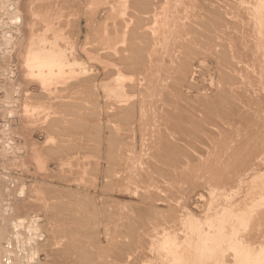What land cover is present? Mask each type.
<instances>
[{
	"label": "rangeland",
	"instance_id": "rangeland-1",
	"mask_svg": "<svg viewBox=\"0 0 264 264\" xmlns=\"http://www.w3.org/2000/svg\"><path fill=\"white\" fill-rule=\"evenodd\" d=\"M36 1L0 0V264H264V0Z\"/></svg>",
	"mask_w": 264,
	"mask_h": 264
},
{
	"label": "bare ground",
	"instance_id": "bare-ground-1",
	"mask_svg": "<svg viewBox=\"0 0 264 264\" xmlns=\"http://www.w3.org/2000/svg\"><path fill=\"white\" fill-rule=\"evenodd\" d=\"M28 1H29V0H28ZM35 1H36V0H35ZM38 1H39V0H38ZM42 1H43V0H42ZM45 1H46V0H45ZM45 1H44V2H45ZM54 1H56V0H54ZM260 1H261V0H260ZM18 2H19V1H18ZM22 2H23V1H22ZM36 3H37V1H36ZM36 3H35V4H36ZM39 3H41V2L39 1L38 4H39ZM51 3H52V2H51ZM54 3H55V2H54ZM22 4H23V3H22ZM24 4H26V2H25ZM27 4H28V3H27ZM43 4H44L43 6H45L46 3H43ZM55 4H56V3H55ZM55 4H54V5H55ZM39 5H40V4H39ZM39 5H38V7H40V9H42L41 6H39ZM49 5H51L50 2H49ZM52 5H53V4H52ZM54 5H53V7H54ZM21 6H22V5H21ZM26 6H28V5H26ZM26 6L24 7V9L26 8ZM32 6H33V5H32ZM57 6H58V4H57ZM34 7H36V6H34ZM34 7H33V8H34ZM47 7H48V6H47ZM51 7H52V6H51ZM55 7H56V6H55ZM28 8H30V7L28 6ZM36 8H37V7H36ZM48 8H49V7H48ZM26 9H27V8H26ZM40 9H39V10H40ZM57 9H58V8H57ZM20 10H21V9H20ZM32 10H33V9H32ZM37 10H38V9H37ZM43 10H44V9H43ZM46 10H47V8H46ZM54 10H56V9L53 8V12H54ZM237 10H238V9H237ZM26 11H27V10H26ZM29 11H30V9L28 10V14L30 15V12H29ZM41 11H42V10H41ZM44 11H45V10H44ZM47 11H48V10H47ZM50 11H51V10H50ZM58 11H59V9H58ZM234 11H235V10H234ZM18 12H20V11H18ZM18 12H17V13H18ZM23 12H25V10H24ZM23 12H22V13H23ZM17 13H15V14H17ZM26 13H27V12H26ZM32 13H33V12H31V14H32ZM40 13H41V12H40ZM45 13H46V12H45ZM54 13H55V12H54ZM87 13H88V12H87ZM233 13H234V12H233ZM246 13H247V12H246ZM248 13H249V12H248ZM253 13H254V12H253ZM34 14H35V13H34ZM42 14H43V13H42ZM58 14H59V13H58ZM249 14H250V13H249ZM17 15H18V14H17ZM24 15H25V14H24ZM26 15H27V14H26ZM26 15H25V18H28L29 15H28V17H27ZM32 15H33V14H32ZM32 15H31V16H32ZM35 15H36V14H35ZM44 15H45V14H44ZM44 15H43V17H41V18H44ZM49 15H50V13H49ZM258 15H259V14H258ZM14 16H16V15H14ZM18 16H19V15H18ZM18 16H17V17H18ZM37 16H38V15H37ZM54 16H55V15H52V17H54ZM239 16H240V15H239ZM20 17H21V16H20ZM49 17H50V16H49ZM49 17H48V18H49ZM22 18H23V17H21V18H16V20L14 21V25H15V23H16V25L19 24V26H20V24H21V22H22V20H23ZM29 18H30V17H29ZM32 18H33V17H32ZM37 18H40V17H37ZM37 18H36V20H38ZM54 18H55V17H54ZM54 18H53V19H54ZM53 19L50 18L51 21H49V23H50V22H51V23L54 22V20H55L56 18H55L54 20H53ZM220 19H221V18H220ZM232 19H233V18H232ZM241 19H242V18H241ZM28 20H29V19H28ZM52 20H53V21H52ZM23 21H25V20H23ZM29 21H32V20H29ZM40 21L42 22L43 20H40ZM40 21H39V23H40ZM46 21H47V20H46ZM249 21H250V20H249ZM249 21H248V22H249ZM25 22H26V21H25ZM35 22H36V21H35ZM35 22H33V24H35ZM56 22H57V21H56ZM56 22H55L54 25H56ZM220 22H221V21H220ZM260 22H261V21H260ZM37 23H38V22H37ZM43 23H45V21H44ZM41 24H42V23H41ZM52 24H53V23H52ZM61 24H62V23H61ZM61 24L58 23L57 25L59 26V25H61ZM249 24H251V23H249ZM263 24H264V23H263ZM16 25H15V26H16ZM22 25H23V23H22ZM26 25H27V26H26ZM47 25H48V24H47ZM47 25H45V27H46ZM62 25H63V24H62ZM254 25H255V24H254ZM25 26H26V28H27L26 31L29 32L28 34L30 35L31 40L33 41V43H32L33 45L31 44L30 41H29L30 43L28 42L31 46H33V47H31V46L28 44V45L30 46V48H32V49H30V52H31V50H34L33 54L35 53L37 56H38L39 54H43V53H45V51H44L43 49L39 50V49H38L39 47L37 48V47H36V44H34V37H33V32H32V31H34V30H32V27H33V26H32V23L29 22L28 24H25ZM40 26H41V25H40ZM58 26H57V27H58ZM35 27H36V26H35ZM35 27H34V28H35ZM50 27H51V26H50ZM50 27H49V28H50ZM53 27H54V26H53ZM53 27H52V28H53ZM249 27H250V26H249ZM26 28H25V29H26ZM58 28H59V27H58ZM241 28H242V27H241ZM15 29H18V28H15ZM22 29H24V28L22 27ZM40 29H41V28H40ZM46 29L48 30L47 27H46ZM55 29H56V28H55ZM62 29H63V28H62ZM198 29H199V28H198ZM234 29H235V28H234ZM239 29H240V28H239ZM255 29H256V28H255ZM263 29H264V28H262V30H263ZM41 30H43V29H41ZM56 30H57V29H56ZM258 30H259V29H258ZM16 31H17V30H16ZM39 31H40V30H38V32H39ZM51 31H52V30H51ZM51 31H50V32H51ZM57 31H58V30H57ZM242 31H243V30H242ZM249 31H250V30H249ZM44 32H46V31H44ZM44 32H43V33H44ZM58 32H61V31H60V28H59V31H58ZM226 32H227V31H226ZM235 32H236V31H235ZM18 33H19V32H18ZM23 33H24V32H23ZM26 33H27V32H26ZM43 33H42V35H43ZM46 33H47V32H46ZM53 33H54V30H53ZM53 33H50V34L53 35ZM247 33H249V32H247ZM258 33H259V32H258ZM38 34H40V33H38ZM38 34H37V35H38ZM61 34H62V33H60V35H61ZM93 34H94V33H93ZM233 34H234V33H233ZM25 35H27V34H25ZM45 35H46V34H45ZM47 35H48V33H47ZM52 35H51V36L49 35V36L53 39ZM55 35H56V34H54L53 36H55ZM104 35H105V34H104ZM39 36H40V35H39ZM49 36H48V39H50ZM222 36H223V35H222ZM225 36H226V35H225ZM235 36H236V35H235ZM235 36H234V37H235ZM255 36H256V35H255ZM41 37H43V36H41ZM41 37H40V38H41ZM46 37H47V36H46ZM57 37H58V35H57ZM62 37H63V36H62ZM106 37H107V36H106ZM234 37H233V38H234ZM26 38H28V37H26ZM54 38H55V37H54ZM65 38H66V37H65ZM102 38H103V37H102ZM228 38H230V36H229ZM244 38H245V37H244ZM23 39H24V38H23ZM41 39H42V38H41ZM41 39H40V40H41ZM55 39H56V38H55ZM58 39L60 40V38H58ZM58 39H57V40H58ZM103 39H104V38H103ZM250 39H251V38H250ZM45 40H46V39H45ZM226 40H227V39H226ZM229 40H232V38L229 39ZM233 40H234V39H233ZM24 41H25V40H24ZM36 41H37V40H36ZM38 41H39V40H38ZM41 41H42V40H41ZM46 41H47V40H46ZM61 41H62V40H61ZM99 41H100V40H99ZM219 41H220V40H219ZM250 41H251V40H250ZM25 42H26V41H25ZM39 42H40V41H39ZM39 42H38V43H39ZM49 42H51V41L49 40ZM97 42H98V41H97ZM229 42H230V41H229ZM251 42H252V41H251ZM21 43H22V42H21ZM43 43H44V42H43ZM46 43H47V42H46ZM60 43H62V42H60ZM219 43H220V42H219ZM219 43H218V44H219ZM242 43H243V42H242ZM252 43H253V42H252ZM255 43H256V42H255ZM260 43H261V42H260ZM24 44H25V43H24ZM233 44H234V43H233ZM243 44H244V43H243ZM257 44H258V43H257ZM261 44H262V43H261ZM19 45H20V44H19ZM53 45H54V44H53ZM241 45H242V44H241ZM248 45H249V44H248ZM258 45H260V44H258ZM258 45H257V47H258ZM37 46H38V45H37ZM44 46H45V44H44ZM46 46H47V45H46ZM49 46H50V45H49ZM58 47H59V46H58ZM58 47H57V48H58ZM228 47H229V46H228ZM242 47H243V45H242ZM248 47H250V45H249ZM251 47H252V46H251ZM257 47H256V48H257ZM261 47L264 48V46H260V49H261ZM94 48H95V47H94ZM243 48H244V47H243ZM263 48H262V50H263ZM24 49H25V48H24ZM55 49H56V48H55ZM222 49H223V48H222ZM229 49H230V48H229ZM236 49L238 50V48H236ZM245 49H246V48H245ZM251 49H252V48H251ZM21 50H22V49H21ZM27 51H29V50L27 49ZM245 51H246V50H245ZM245 51H244V52H245ZM247 51H248V49H247ZM250 51H251V50H250ZM50 52H51V51H50ZM54 52H55V50H54ZM242 52H243V51H242ZM242 52H241V53H242ZM22 53L24 54V52H22ZM120 53H121V52H120ZM255 53H256V52H255ZM258 53H259V52H258ZM26 54H27V53H26ZM57 54H58V53H57ZM243 54H244V53H243ZM54 55H55V54H54ZM114 55H115V54H114ZM234 55H235V54H234ZM245 55H246V54H245ZM253 56H254V55H253ZM18 57H19V56H18ZM20 57H21V56H20ZM20 57H19V58H20ZM27 57H29V56L27 55ZM27 57H26V58H27ZM33 57L35 58L36 56H33ZM33 57H32V58H33ZM44 57H46V56H44ZM47 57H48V56H47ZM55 57H56V56H55ZM251 57H252V56H251ZM258 57H259V56H258ZM258 57H257V58H258ZM261 57H262V56H261ZM21 58H22V57H21ZM26 58H25V59H26ZM41 58H43V57H41ZM61 58H62V57H61ZM222 58H224V57H222ZM28 59H29V58H28ZM30 59H31V57H30ZM30 59H29V60H30ZM37 59H38V58H36V60H37ZM50 59H51V58H50ZM50 59L48 58L47 60H50ZM59 59H60V58H59ZM217 59H218V58H217ZM224 59H225V58H224ZM230 59H231V58H230ZM259 59H261V58L259 57ZM32 60H33V59H32ZM32 60H30V62H31ZM34 60H35V59H34ZM38 60H39V59H38ZM38 60H37V61H38ZM119 60H120V59H119ZM219 60H220V59H219ZM241 60H242V59H241ZM246 60H247V59H246ZM261 60H262V59H261ZM19 61H20V60H19ZM26 61H27V60H26ZM37 61H36V62H37ZM62 61H63V60H62ZM233 61H234V60H233ZM236 61H237V60H236ZM247 61H248V60H247ZM249 61H250V60H249ZM262 61H263V60H262ZM24 62H25V61H24ZM38 62H39V61H38ZM43 62H44V60H43ZM251 62H252V61H251ZM253 62H254V61H253ZM256 62H257V60H256ZM25 63H27V62H25ZM28 63H29V62H28ZM48 63H49V61H48ZM57 63H58V62H57ZM63 63H64V62H63ZM218 63H220V62H218ZM223 63H224V62H223ZM233 63H234V62H233ZM233 63H232V65H234ZM235 63H236V62H235ZM242 63H243V62H242ZM254 63H255V62H254ZM29 64H30V63H29ZM32 64H33V63H32ZM39 64H40L41 67H42V62L39 63ZM39 64H38V65H39ZM50 64H51V61H50ZM227 64H228V63H227ZM227 64H226V65H227ZM259 64L261 65V63H259ZM27 65H28V64H27ZM38 65H37V67H38ZM219 65H220V64H219ZM223 65H224V64H223ZM246 65H247V63H246ZM248 65H249V63H248ZM248 65H247V66H248ZM31 66H32V65H31ZM34 66H35V65H34ZM250 66H251V65H250ZM26 67H27V66H26ZM28 67H30V66H28ZM28 67H27V69H28ZM43 67H45L44 70H46V65H45V66L43 65ZM48 67H49V65H48ZM50 67H51V66H50ZM251 67H252V66H251ZM247 68H249V67H247ZM260 68H262V67H260ZM30 69H31V68H30ZM32 69H33V68H32ZM35 69H36V67H35L33 70H35ZM49 69H50V68H49ZM38 70H39V69H37V71H38ZM227 70H228V69H227ZM241 70H242V69H241ZM249 70H251V69H249ZM261 70H262V69H261ZM21 71H22V70H21ZM25 71H26V70H25ZM27 71H28V70H27ZM35 71H36V70H35ZM47 71H48V69H47ZM243 71H244V70H243ZM31 72H33V71L31 70ZM39 72H40V71H39ZM41 72H42V71H41ZM244 72H245V71H244ZM35 73H37V72H35ZM42 73H43V72H42ZM42 73H41V74H42ZM229 73H230V72H229ZM237 73H239V72H237ZM263 73H264V72H263ZM30 74H31V73H30ZM253 74H254V73H253ZM31 75H32V74H31ZM39 75H40V74H39ZM46 75H47V74H46ZM48 75H49V74H48ZM48 75H47V76H48ZM234 75H235V74H234ZM236 75H237V74H236ZM28 76H29V74H28ZM47 76H46V77H47ZM258 76H259V74H258ZM30 77H31V76H30ZM237 77H238V76H237ZM253 77H255V76H253ZM44 78H45V77H44ZM40 79H41V78H40ZM42 79H43V78H42ZM244 80H245V79H244ZM249 80H250V79H249ZM46 81H47V80H46ZM156 81H157V80H156ZM156 81H155V82H156ZM157 82H158V81H157ZM245 82H246L247 84H249V82H247V81H245ZM234 83H235V82H234ZM241 83H242V82H241ZM48 85H49V84H48ZM240 86H241V85H240ZM47 87H48V86H47ZM234 87H235V86H234ZM247 87H248V86H247ZM263 87H264V86H263ZM43 88H44V87H43ZM45 88H46V86H45ZM243 88H244V87H243ZM254 88H255V87H254ZM259 88H260V87H259ZM119 89H120V88H119ZM250 89H251V88H250ZM250 89H249V90H250ZM263 89H264V88H263ZM231 90H232V89H231ZM241 91H242V90H241ZM241 91H240V92H241ZM247 91H248V90H247ZM250 91H251V90H250ZM43 92H44V91H43ZM219 92H220V91H219ZM242 92H243V91H242ZM259 92H260V91H259ZM23 93H24V92H23ZM44 93H45V92H44ZM44 93H43V94H44ZM236 93H237V92H236ZM238 93H239V92H238ZM220 94H221V95H226V93H225V94H222L221 92H220ZM239 94H240V93H239ZM252 94H253V92H252ZM257 94H258V93H257ZM257 94H256V95H257ZM228 95H229V94H228ZM242 96H243V95H242ZM246 96H247V95H246ZM253 96H255V95H253ZM225 97H226V96H225ZM225 97H224V98H225ZM228 97H229V96H228ZM226 98H227V97H226ZM235 98H236V97H235ZM250 98H251V96H250ZM222 99H223V98H222ZM248 99H249V98H248ZM252 99H253V97H252ZM225 100H226V99H225ZM236 100H237V99H236ZM249 100H250V99H249ZM241 101H242V100H241ZM262 101H263V100H262ZM243 102H244V101H243ZM250 103H251V102H250ZM257 103H258V102H257ZM211 104H212V103H211ZM258 104H260V103H258ZM216 105H217V104H216ZM223 105H224V104H223ZM254 105H255V104H254ZM236 106H237V105H236ZM241 106H242V105H241ZM257 106H258V105H257ZM222 107H223V106H222ZM237 107H238V106H237ZM241 108H242V107H241ZM241 108H240V109H241ZM243 108H244V107H243ZM249 108H250V107H249ZM251 108H252V107H251ZM240 109H239V110H240ZM243 110H244V109H243ZM254 110H255V109H254ZM223 113H224V112H223ZM223 113H221V114L223 115ZM243 113H244V112H243ZM255 113H256V112H255ZM229 115H231V114H229ZM254 115H255V114H254ZM241 116H242V115H241ZM256 116H257V115H256ZM225 117H226V116H225ZM239 117H240V116H239ZM237 118H238V117H237ZM242 118H243V116H242ZM251 118H252V117H251ZM263 118H264V117H263ZM239 119H240V118H239ZM246 119H247V118H246ZM246 119H245V121H246ZM250 120H251V119H250ZM254 120H255V119H254ZM25 121H26V120H25ZM252 121H253V120H252ZM250 122H251V121H250ZM256 122H257V121H256ZM245 123H246V122H245ZM247 123H248V121H247ZM242 124H243V123H242ZM258 124H259V123H258ZM22 125H23V124H22ZM243 125H244V124H243ZM246 125H247V124H246ZM259 125H260V124H259ZM261 125H262V124H261ZM239 126H240V125H239ZM256 126H257V124H256ZM22 127H23V126H22ZM22 127H21V128H22ZM227 127H228V126H227ZM230 127H231V126H230ZM249 127H251V126H249ZM249 127H248V128H249ZM257 127H258V126H257ZM263 127H264V126H263ZM252 128H253V127H252ZM260 128H261V127H260ZM233 129H234V128H233ZM246 129H247V128H246ZM246 129H245V130H246ZM249 130H250V128H249ZM238 131H239V130H238ZM219 132H220V131H219ZM229 132L231 133V130H230ZM229 132H228V133H229ZM258 132H259V131H258ZM217 133H218V132H217ZM220 133H221V132H220ZM228 133H227V134H228ZM249 133H250V131H249ZM262 133L264 134V132H262ZM209 134H210V133H209ZM214 134H215V133H214ZM222 134H224V133H222ZM227 134H225V136H226ZM253 134H254V133H253ZM258 134H261V132L258 133ZM258 134H257V135H258ZM207 135H208V134H207ZM212 135H213V134H212ZM229 135H230V134H229ZM235 135H237V134H235ZM241 135H242V134H241ZM220 136H221V135H220ZM259 136H261V135H259ZM207 137H208V136H207ZM211 137H212V136H211ZM232 137H233V136H231V138H232ZM237 137H239V136H237ZM233 138H234V137H233ZM208 139H210V138H208ZM227 139H228V138H227ZM211 140H212V139H211ZM229 140H230V139H229ZM233 140H234V139H233ZM235 140H237V139H235ZM235 140H234V141H235ZM215 141H216V140H215ZM239 141H240V140H239ZM254 141H255V140H254ZM213 142H214V141H213ZM244 142H247V141L245 140ZM209 143H210V142H209ZM211 143H212V142H211ZM218 143H219V142H218ZM220 143H221V142H220ZM236 143H237V142H236ZM241 143H242V142H241ZM257 143H258V142H257ZM213 144H214V143H213ZM224 144H225V143H224ZM237 144H238V143H237ZM245 144H246V143H245ZM217 145H218V144H217ZM217 145H216V146H217ZM234 145H235V144H234ZM240 145H241V144H240ZM223 146H224V145H223ZM235 146H236V145H235ZM245 146H246V145H245ZM219 147H220V146H219ZM225 147H226V146H225ZM233 147H234V146H233ZM217 148H218V147H217ZM234 148H235V147H234ZM251 148H252V147H251ZM219 149H220V148H219ZM221 149H222V148H221ZM227 149H228V147H227ZM230 149H231V148H230ZM212 150H213V149H212ZM224 150H225V149H224ZM238 150H239V149H238ZM258 150H259V148H258ZM263 150H264V149H263ZM227 152H228V151H227ZM262 152H263V151H262ZM208 153H209V152H208ZM249 153H250V152H249ZM258 153H261V152L259 151ZM210 154H211V153H210ZM220 154H221V153H220ZM228 154H229V152H228ZM207 155H208V154H207ZM207 155H206V156H207ZM214 155H215V154H214ZM229 155H230V154H229ZM232 155H233V154H232ZM237 155H238V154H237ZM261 155H262V154H261ZM206 156H205V159H207ZM224 156H225V155H224ZM239 156H240V155H239ZM257 156H258V154H257ZM222 157H223V156H222ZM259 157H260V156H259ZM232 158H233V157H232ZM235 158H236V156H235ZM251 158H252V157H250V159H251ZM205 159H204V160H205ZM209 159H210V158H209ZM212 159H213V158H212ZM233 159H234V158H233ZM250 159H249V161H250ZM214 160H215V159H214ZM227 160H228V159H227ZM234 160H235V159H234ZM241 160H242V159H241ZM225 161H226V160H225ZM245 161H246V160H245ZM204 162H206V160H205ZM233 162H234V161H233ZM247 162H248V161H247ZM250 162H251V161H250ZM250 162H249V163H250ZM260 162H261V161H260ZM260 162H259V163H260ZM201 163H202V162H201ZM212 163H213V162H212ZM253 163H254V162H253ZM253 163H251V164L253 165ZM202 164H203V163H202ZM214 164H216V163H214ZM243 164H244V162H243ZM251 164H250V166H251ZM212 165H213V164H212ZM239 165H240V163H239ZM245 165H248V164L246 163ZM236 166H237V164H236ZM240 166H241V165H240ZM199 167H200V166H199ZM199 167H198V168H199ZM202 167H203V165H202ZM203 169H204V168H203ZM203 169H202V170H203ZM200 170H201V168H200ZM243 170H244V169H243ZM191 171H192V170H191ZM206 171H207V170H206ZM209 171H210V170H209ZM224 171H225V170H224ZM229 171H230V170H229ZM198 172H199V171H198ZM203 172H204V171H203ZM211 172H212V171H211ZM192 173H193V172H192ZM196 173H197V172H196ZM209 173H210V172H209ZM203 174H204V173H203ZM206 174H207V173H206ZM213 174H214V173H213ZM218 174H219V173H218ZM238 174H239V173H238ZM207 175H208V174H207ZM210 175H211V174H210ZM230 175H231V174H230ZM233 175H234V174H233ZM243 175H244V174H243ZM205 176H206V175H205ZM235 176H236V175H235ZM245 176H246V175H245ZM223 178H224V177H223ZM239 178H240V177H239ZM206 179H207V178H206ZM216 179H217V178H216ZM220 180H221V179H220ZM209 181H210V180H209ZM222 181H223V180H222ZM222 181H221V182H222ZM235 181H236V180H235ZM237 181H238V180H237ZM216 182H217V181H216ZM218 182H219V181H218ZM225 182H226V181H225ZM225 182H224V184H225ZM204 183H205V182H204ZM222 183H223V182H222ZM218 184H219V183H218ZM234 184H235V183H234ZM238 184H239V183H238ZM238 184H237V185H238ZM214 185H215V184H214ZM204 187H205V186H204ZM210 187H211V186H210ZM206 188H207V187H206ZM242 188H243V187H242ZM209 191H210V190H209ZM212 193H213V192H212ZM245 198H246V197H245ZM252 202H253V201H252ZM251 207H252V206H251ZM249 209H250V208H249ZM249 209H248V210H249ZM255 214H256V213H255ZM242 216H243V215H242ZM246 216H247V215H246ZM258 218H259V217H258ZM241 219H242V218H241ZM244 219H245V218H244ZM238 221H239V220H238ZM244 221H246V220H243V222H242L243 224L245 223ZM258 223H259V221H258ZM240 225H241V224H240ZM240 225H239V226H240ZM244 225H245V224H244ZM244 225H243V226H244ZM247 229H248V228H247ZM224 230H225V229H224ZM250 230H251V229H250ZM253 233H254V232H253ZM262 234H263V233H262ZM233 235H234V234H233ZM256 235H257V234H256ZM231 236H232V235H231ZM240 236H241V235H240ZM254 237H255V236H254ZM248 238H249V237H248ZM241 240H242V238H241ZM235 241H236V240H235ZM243 241H244V240H243ZM261 241H262V240H261ZM253 242H254V241H253ZM255 242H256V241H255ZM255 242H254V243H255ZM230 243H231V242H230ZM236 244H237L236 247H239L238 243H236ZM236 244H234V246H235ZM239 244H241V243H239ZM252 244H253V243H252ZM258 244H259V243H258ZM229 245H230V244H229ZM231 245H232V244H231ZM177 246H178V245H177ZM206 246H207V245H206ZM241 246H242V245H241ZM242 247H243V246H242ZM169 248H170V247H169ZM234 248H235V247H234ZM234 248H233V249H234ZM246 248H249V247H246ZM250 248H251V247H250ZM238 249H240V248H238ZM241 249H242V248H241ZM163 250H164V249H163ZM170 250H171V249H169V251H170ZM251 250H252V249H250V252H252V253H253V251H255V250H253V251H251ZM165 251H166V253H167V249H166ZM237 251H238V250H237ZM260 251H262V250H259L258 253H260ZM230 252H231L232 257L234 258L233 255H235V254L232 253V252H233L232 250H230ZM235 252H236V250H235ZM235 252H234V253H235ZM239 252H241V250H240ZM246 252H248V251H246ZM255 252H256V251H255ZM255 252H254V253H255ZM227 253H228V255H229V250L227 251ZM227 253H226V255H227ZM252 253H251V254H252ZM254 253H253L252 255H255ZM237 254H238V253H237ZM241 254H242V253H241ZM256 254H257V253H256ZM226 255H225V256H226ZM244 255H246V253H243V257H244ZM229 256H230V255H229ZM255 256H256V255H255ZM235 257H236V258H237V257L239 258V256H237V255H236ZM241 257H242V255H241ZM243 257H242V258H243ZM236 258H234V259H236ZM257 258H258V257H257ZM261 258H262V257H261ZM244 259H245V257H244ZM244 259H243V260H244ZM246 259L248 260L247 257H246ZM258 259H259V258H258ZM218 260H220V259H218ZM221 260H222V258H221ZM243 260H242V261H243ZM215 261H216V260H215ZM222 261H223V260H222ZM242 261H240V258H239V261H238L239 264H241ZM217 262H218V261H217ZM219 262H221V261H219ZM248 262H250V261L248 260ZM251 262H252V261H251ZM251 262H250V263H247V264H251ZM261 262H262V261H261ZM213 263H216V262H213ZM236 263H237V261H236ZM219 264H222V262L219 263ZM224 264H225V262H224ZM232 264H233V263H232ZM234 264H235V263H234ZM242 264H243V262H242ZM244 264H245V263H244ZM253 264H254V263H253ZM255 264H256V263H255Z\"/></svg>",
	"mask_w": 264,
	"mask_h": 264
},
{
	"label": "crops",
	"instance_id": "crops-1",
	"mask_svg": "<svg viewBox=\"0 0 264 264\" xmlns=\"http://www.w3.org/2000/svg\"><path fill=\"white\" fill-rule=\"evenodd\" d=\"M12 176L13 177H16V173L15 172H12ZM10 189V188H9ZM8 193H10L11 194V191H7ZM12 197H13V194L10 196V199H12ZM9 209V213H11L10 212V208H8Z\"/></svg>",
	"mask_w": 264,
	"mask_h": 264
}]
</instances>
